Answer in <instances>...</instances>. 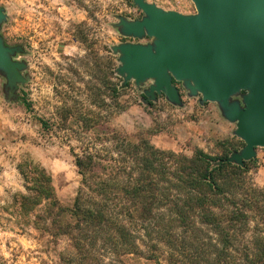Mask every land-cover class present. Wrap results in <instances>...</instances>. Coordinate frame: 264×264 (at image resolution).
Here are the masks:
<instances>
[{
  "label": "rangeland",
  "instance_id": "obj_1",
  "mask_svg": "<svg viewBox=\"0 0 264 264\" xmlns=\"http://www.w3.org/2000/svg\"><path fill=\"white\" fill-rule=\"evenodd\" d=\"M147 1L167 11L196 13L191 0ZM0 7L8 14L2 34L7 44L26 47L29 54L23 58L31 76L20 91L29 111L5 102L0 77V264H76L69 262L75 252L67 236L42 232L32 225V216L20 213L15 198L26 189L18 165L26 159L51 174L60 206L70 208L82 181L75 158L92 154L101 163L116 158L113 133L132 142L142 138L159 150L187 156L202 149L199 146L213 156L224 154L227 142L242 148L243 142L233 134L228 137L221 127L226 121L217 105L201 106L184 91L183 108L164 97L148 107L133 84L113 98L111 83L121 85L122 80L114 74L118 63L110 48L134 42L113 28L118 22L115 17L143 16L131 0H0ZM257 160L245 177L255 188L264 189V149H259ZM44 210L41 207L39 214ZM253 219L255 237H264V200L255 206ZM137 235L141 250L149 253L150 240L144 233ZM159 247L163 256L157 261L138 255L123 256L121 261L166 264L167 248ZM93 252L106 264L118 260L100 246Z\"/></svg>",
  "mask_w": 264,
  "mask_h": 264
},
{
  "label": "trees",
  "instance_id": "obj_2",
  "mask_svg": "<svg viewBox=\"0 0 264 264\" xmlns=\"http://www.w3.org/2000/svg\"><path fill=\"white\" fill-rule=\"evenodd\" d=\"M129 85L111 83L113 98ZM23 105L30 110L25 98ZM112 135L116 158L102 163L92 154L75 158L82 181L70 208L60 206L43 166L28 159L18 165L26 189L15 198L20 213L32 216L42 232L67 236L76 257L70 263L106 264L93 252L97 246L117 257L116 264L126 255L157 261L162 245L166 264H264V237H255L252 228L264 189L245 177L257 159L244 168L228 163L238 151L231 142L220 156L200 148L187 156L142 138L132 142ZM140 232L150 240L149 253L138 244Z\"/></svg>",
  "mask_w": 264,
  "mask_h": 264
},
{
  "label": "water",
  "instance_id": "obj_3",
  "mask_svg": "<svg viewBox=\"0 0 264 264\" xmlns=\"http://www.w3.org/2000/svg\"><path fill=\"white\" fill-rule=\"evenodd\" d=\"M141 19L116 16L113 28L125 41L111 46L121 86L133 84L150 107L159 98L183 108L182 91L199 104H215L235 126L244 146L226 160L241 168L264 149V0H191L195 14L165 10L147 0H131ZM7 10L0 7V77L9 105L31 81L29 54L7 44L2 30Z\"/></svg>",
  "mask_w": 264,
  "mask_h": 264
},
{
  "label": "crops",
  "instance_id": "obj_4",
  "mask_svg": "<svg viewBox=\"0 0 264 264\" xmlns=\"http://www.w3.org/2000/svg\"><path fill=\"white\" fill-rule=\"evenodd\" d=\"M223 124H222V126L221 127H223V129L225 130L224 132L225 133H227L228 134V137H231V139L233 138L232 137V131L234 130V126L233 125H231V124H228V123H226V122H222ZM200 127V126H199ZM195 128V127H194ZM230 141H232V140H230ZM199 147H201L202 149H203V146H199ZM258 154H259V150H258ZM258 154H257V156H258Z\"/></svg>",
  "mask_w": 264,
  "mask_h": 264
}]
</instances>
